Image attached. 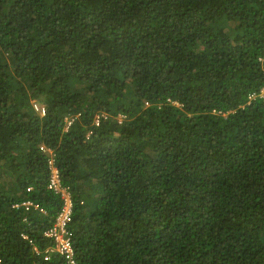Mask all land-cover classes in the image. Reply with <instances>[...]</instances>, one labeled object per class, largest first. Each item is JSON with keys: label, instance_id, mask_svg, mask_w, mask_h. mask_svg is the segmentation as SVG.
Returning <instances> with one entry per match:
<instances>
[{"label": "trees", "instance_id": "trees-1", "mask_svg": "<svg viewBox=\"0 0 264 264\" xmlns=\"http://www.w3.org/2000/svg\"><path fill=\"white\" fill-rule=\"evenodd\" d=\"M263 90L264 0H0V264H68L43 145L77 264H264Z\"/></svg>", "mask_w": 264, "mask_h": 264}, {"label": "built area", "instance_id": "built-area-1", "mask_svg": "<svg viewBox=\"0 0 264 264\" xmlns=\"http://www.w3.org/2000/svg\"><path fill=\"white\" fill-rule=\"evenodd\" d=\"M34 107L42 115H45V109L43 106L35 104ZM68 123L70 124L71 121H68ZM41 148L43 151L50 154L49 164L51 169V181L49 187L53 189L56 194H61L62 198L64 199V206L62 208V211L59 213L56 222L44 233L46 237H49L54 241V246H48L43 252V257L45 260H48L50 259L52 253H59L60 255L64 256L68 264H77L73 248L72 232L69 231V224L72 221V195L69 187L63 186L61 184L59 171L54 164V152L44 145L41 146ZM28 190H31V187L28 188ZM23 204L26 206L27 210H30V208L33 207L34 209H37V211L45 213V209L38 203L28 200ZM16 206L18 207L19 204H17ZM22 237L25 239H30L28 234L26 233H23ZM30 242L34 247V253L40 254L41 251L38 246H35L33 240L31 239Z\"/></svg>", "mask_w": 264, "mask_h": 264}, {"label": "rangeland", "instance_id": "rangeland-1", "mask_svg": "<svg viewBox=\"0 0 264 264\" xmlns=\"http://www.w3.org/2000/svg\"><path fill=\"white\" fill-rule=\"evenodd\" d=\"M263 92H264V90H263ZM32 102L34 103V105L35 104H38V105H40V106H42L41 104H39L37 101H35V100H32ZM178 105H180L179 103H177ZM41 114V113H40ZM42 115V114H41Z\"/></svg>", "mask_w": 264, "mask_h": 264}, {"label": "crops", "instance_id": "crops-1", "mask_svg": "<svg viewBox=\"0 0 264 264\" xmlns=\"http://www.w3.org/2000/svg\"><path fill=\"white\" fill-rule=\"evenodd\" d=\"M51 247H53V246L51 245Z\"/></svg>", "mask_w": 264, "mask_h": 264}]
</instances>
